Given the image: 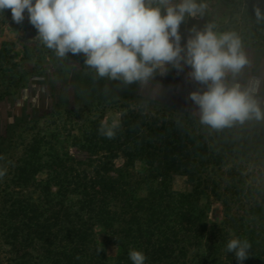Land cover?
<instances>
[{
  "label": "rangeland",
  "instance_id": "374dc122",
  "mask_svg": "<svg viewBox=\"0 0 264 264\" xmlns=\"http://www.w3.org/2000/svg\"><path fill=\"white\" fill-rule=\"evenodd\" d=\"M197 2L206 5L204 14L186 17L182 22V45L193 26L202 30L214 24L218 33L235 32L248 64L235 79L228 73L224 82L229 87L238 82L244 88L251 81H260L255 97L264 111V20L257 21L254 13V6L264 10V0ZM24 15L21 24L11 18L0 28V157L13 156L24 141L45 134L48 148L40 166L27 170L43 186L44 203L38 206L36 215L41 216L48 233L41 238L45 248L40 250V257L47 259L54 247L67 244L71 264H116L121 247L143 244L145 225L141 216H119L113 211L119 184L132 199L148 200L149 207L166 202L176 212L195 209L199 206L203 158L198 147L185 145L176 158L166 193L161 173L167 150L160 148L159 138L143 133L131 139L121 152H115L112 161L110 155L98 150L97 123H115L114 129H121L124 116L132 111L139 113L141 106H153L202 124L200 109L189 96L207 87L190 78L189 66L183 71L170 68L166 75L157 74L147 84L126 85L100 78L82 53L58 57L38 39L27 11ZM122 104L130 108L120 111ZM202 125L218 148L230 154L238 153L240 138L250 149L264 142V120L237 121L221 129ZM58 168L65 170L56 173ZM3 191L1 187L0 208L13 202ZM161 194L168 195L164 202L158 200ZM211 196L216 202L210 214L213 219L219 203L237 199L238 188L227 177L217 178L211 185ZM68 201L75 210L85 207L93 212L78 228L71 215H58ZM255 214L264 231V209ZM194 229L205 233L207 220H198ZM174 237L175 233L168 230L158 234L155 241L170 242Z\"/></svg>",
  "mask_w": 264,
  "mask_h": 264
},
{
  "label": "trees",
  "instance_id": "16d2710c",
  "mask_svg": "<svg viewBox=\"0 0 264 264\" xmlns=\"http://www.w3.org/2000/svg\"><path fill=\"white\" fill-rule=\"evenodd\" d=\"M11 10L0 11V28L11 20ZM130 108L120 105L119 110ZM139 113L130 112L123 117L121 129H114L115 137L107 139L99 134L101 123H97L98 150L111 156L122 151L139 135L152 134L159 138L160 148L166 149L163 155L164 167L162 182L170 189L176 158L182 154L185 145L195 146L202 155V176L199 183V206L188 211L176 212L161 194L162 205L149 207L148 200L132 199L120 183L116 191L113 211L119 216L136 215L144 218L143 244L121 247L116 264H132L129 251L137 249L146 256L145 264H264V231L258 226L256 210L264 209V142L257 149H250L243 139L237 154H230L216 145L204 126L182 114H172L153 106H141ZM107 126H110L106 124ZM31 137V136H30ZM264 137V132H263ZM48 138L43 133L24 141L14 155L0 157V188L3 194L13 198L11 204L0 208V255L3 264H71L69 246L57 245L49 258L40 257L45 248L41 238L47 234L41 216L36 215L38 206L44 202L41 197L42 184L36 181L29 168L39 167ZM65 169H56L63 172ZM66 173V172H64ZM227 177L238 188V197L233 202H221L217 215L210 214L216 202L211 196V185L217 178ZM66 180V174L63 175ZM11 192V193H10ZM71 201L58 210V215H71L76 227L82 220L90 218L92 211L85 207L75 210ZM203 219L208 222L205 233L197 232L195 224ZM171 230L175 233L172 241H155L158 234ZM246 239L250 244L249 258L243 262L234 253L226 251L230 239Z\"/></svg>",
  "mask_w": 264,
  "mask_h": 264
},
{
  "label": "clouds",
  "instance_id": "9594fccd",
  "mask_svg": "<svg viewBox=\"0 0 264 264\" xmlns=\"http://www.w3.org/2000/svg\"><path fill=\"white\" fill-rule=\"evenodd\" d=\"M205 8L197 0H0V11L10 9L17 24L27 11L38 39L58 57L82 53L100 78L147 84L170 68L183 71L189 66L190 78L207 87L189 96L200 109L202 124L221 129L237 121L264 120L255 97L260 81L244 88L224 82L228 73L235 79L248 64L235 32L218 33L214 24L202 30L193 26L182 45V22L202 16ZM254 13L257 21L264 20L261 7L254 6ZM115 127L102 123L98 131L113 139ZM250 248L246 239L233 238L226 244V251L240 262L249 258ZM128 255L132 264H145L142 251L131 249Z\"/></svg>",
  "mask_w": 264,
  "mask_h": 264
}]
</instances>
